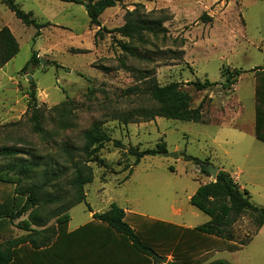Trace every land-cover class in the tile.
Instances as JSON below:
<instances>
[{"label": "rangeland", "instance_id": "374dc122", "mask_svg": "<svg viewBox=\"0 0 264 264\" xmlns=\"http://www.w3.org/2000/svg\"><path fill=\"white\" fill-rule=\"evenodd\" d=\"M15 1L24 11L35 10L38 14L48 9L56 15V22L67 27L48 25L37 36L36 27L23 24L0 0V27L8 26L20 45L19 53L0 71V148L19 149L23 152L21 157L39 164L36 175L24 179L23 186L41 187L42 200L61 199L43 207L44 215L58 213L71 201L72 159L80 158L85 143L83 134L95 123H101L111 139L120 140L126 148L106 143L98 158L107 167L89 163L94 180L84 187L86 202L70 210V231L91 222L94 213L107 211L113 203L126 210V221L136 231H143L156 221L183 228L209 222L210 216L194 207L190 199L201 183L212 177L202 173L195 162L185 160V155L223 168L234 177L238 175L239 185L250 193L252 202L264 207V143L256 138L254 130L253 72L264 66V0L230 3L225 17L234 22L235 31L220 21L210 28L213 20L206 24L199 20L203 13L212 11L225 19L220 14L225 8L220 10L217 4L193 5L195 10L189 17L181 15L175 19L169 8L148 10L142 1L124 0V12L115 21L109 15V26L125 22L126 11L135 10L139 4L143 7L138 11L153 12L154 19L171 16L163 23L165 31L158 36L148 34L146 44L131 41L132 54L122 48L129 39L117 33L102 32L94 39L86 10L76 4L60 0ZM114 9L106 10L103 19L107 11ZM33 53L40 63L31 64L26 74L21 73ZM223 69L242 72L234 76L235 91L232 86L225 88ZM146 77L154 78L160 86L178 83L191 96L192 108L202 103L204 123L157 117L150 122L136 118L133 123L123 124V114L154 104L149 95L130 91L143 88ZM205 80L217 85L198 91L194 83ZM31 90L36 91L41 109V133L34 130L32 111L28 110ZM68 98L72 103L64 106ZM238 99L243 112L234 115L237 107L232 101ZM163 142L167 152L179 154L178 159L158 154L135 165V157L128 153L130 147L153 149ZM7 163L0 158V167ZM43 171L54 176L47 186H43ZM50 223L56 224V219ZM256 227L251 215H244L234 225L236 245L218 240L212 252L195 253V260L264 264V227L254 235ZM163 230L159 240L169 246H197L202 242L183 230ZM24 234L21 230L14 232V236ZM252 237L248 244L240 245ZM231 246L233 249L226 250ZM156 253L168 256L169 261L174 259L172 252Z\"/></svg>", "mask_w": 264, "mask_h": 264}, {"label": "trees", "instance_id": "16d2710c", "mask_svg": "<svg viewBox=\"0 0 264 264\" xmlns=\"http://www.w3.org/2000/svg\"><path fill=\"white\" fill-rule=\"evenodd\" d=\"M62 2L86 5L90 18V25L100 27V16L108 8L122 3L124 0H60ZM3 4L12 11L15 16L27 26L40 30L49 23L40 24L31 12L23 11L14 0H2ZM139 4L133 11H126L124 25L114 28H100L95 38L102 32L117 33L121 37L129 39V43L122 44L125 52L132 54L130 42L141 44L148 42L147 35L158 36L163 33V23L170 20V15L160 19L153 18V12L141 14ZM164 11H160L163 13ZM199 20L206 24L212 18L203 13ZM20 51V45L8 26L0 29V71ZM40 59L33 53L30 61L22 69L26 74L31 64L37 65ZM56 66H60L55 62ZM255 75V136L264 143V66L253 69ZM240 70L223 69V77L226 79L225 88H229L237 82L235 75H240ZM144 87L130 89L133 93L143 92L149 95L154 104L150 107H142L120 116L123 124L133 123L136 118L147 122L155 118H166L184 122L204 123L202 103L191 107V96L181 89L178 83L160 86L154 78L146 77ZM217 85L216 82L205 80L203 83H194L198 91L209 89ZM34 86V85H33ZM91 91V90H89ZM30 102L28 110L32 111L34 130L42 132L40 123L41 109L37 104L36 91L29 93ZM72 101L67 99L63 103L69 106ZM84 146L80 149V158L72 159L73 177L70 185L74 190L71 201L61 211L51 215L43 214V207L56 204L61 199L52 197L40 198L41 187L31 185L24 187V179H30L36 175L38 163L28 161L23 152L14 148H0V158L8 160L4 167H0V264H162L154 257L156 252H172L174 259L168 264H203L195 260V253L210 250L219 240L234 241L233 226L244 215H251L256 223L255 233L264 225V207L255 205L251 195L246 189L234 180L232 175L221 170L217 178L208 183L201 184L196 193L191 197L190 203L198 210L210 216V221L194 229L177 227L173 224L156 221L143 231H136L127 221L123 208L113 203L110 208L102 213H94L93 220L80 228L69 232L68 224L71 221L70 210L83 202H86L87 194L84 187L94 180L91 162H98L107 167L105 162L98 158L100 150L106 143L113 142L115 147L126 148L120 140H113L102 129L101 123H95L91 129L83 134ZM166 145L163 142L153 149L139 150L130 147L128 153L135 157V165L149 156H156L159 152H165ZM185 160L193 161L200 166L201 172L210 176L201 161L192 156H184ZM174 172L173 168H170ZM43 186L49 184L54 176L48 171H43ZM49 177V178H48ZM126 177L125 180L129 179ZM26 216L17 225L16 220ZM55 218L56 224L51 225ZM15 228L25 231L27 234L15 237ZM165 229L183 230L192 234L194 238L202 240L200 245L169 246L159 240L165 233ZM240 243L241 246L248 244ZM214 241V243H210ZM159 248L160 250H157ZM165 257V255H162ZM207 264H231L218 260Z\"/></svg>", "mask_w": 264, "mask_h": 264}, {"label": "crops", "instance_id": "0c3cea01", "mask_svg": "<svg viewBox=\"0 0 264 264\" xmlns=\"http://www.w3.org/2000/svg\"><path fill=\"white\" fill-rule=\"evenodd\" d=\"M15 1V0H14ZM141 2L143 3V5H145L146 9H151V10H154L155 8H158V9H166V8H169L173 14H175V19H177L179 16L181 15H184L185 18L189 17L193 11L195 10L194 6H205L207 4H211V5H215L217 4V6H221V9L222 10L223 8H225V10H222L223 12H221L220 14H222L223 17H225V13L228 12V6L230 5V3L233 1V0H130V2ZM16 2V1H15ZM68 3V2H66ZM18 4V3H17ZM70 4H76V3H70ZM19 5V4H18ZM77 6H80L82 9L86 10V5H80V4H76ZM194 5V6H193ZM20 6V5H19ZM130 7H132V5H130ZM21 8V7H20ZM112 8H115L113 11H107L109 12L108 15L105 16V18L103 19V16L105 15L106 13V10L105 12L100 16V22H101V26L100 27H96V26H92L90 25V18L88 16V13H87V10H86V14L89 18V32L91 34V36L94 37L95 39V34L96 32L100 29V28H107L109 30L111 29H114V28H117V27H120L122 26L123 24L122 23H125V22H122L120 25H118L117 27L116 26H109V21L111 20L109 15H112L111 18H112V21H115L117 19L118 16L122 15V13L124 12V10H122V6H121V3L118 4L117 6L115 7H112ZM129 8V7H127ZM22 9V8H21ZM108 9H111V8H108ZM107 9V10H108ZM23 10V9H22ZM24 11V10H23ZM25 12H31L33 14V17L36 19V21L40 24H45V23H49L50 27H54V28H64L66 29L67 27L64 26L63 23L61 22H56L55 19H56V15L53 14L50 10L48 9H44L42 10L40 13L35 11V10H26ZM207 15H209L211 18H212V24L209 25L208 27H212L216 22L220 21L222 23H224L225 27H229L231 28L233 31H235V27H234V22H230L229 20H227V18L225 17V19H222L221 18V15L219 16V14H217L216 12H210V13H207ZM46 21V22H43L41 23L40 21ZM4 27L6 25L2 24L1 27ZM0 27V29H1ZM12 31V30H11ZM72 31V30H71ZM13 32V31H12ZM41 33V32H40ZM14 34V33H13ZM15 36V35H14ZM17 39V38H16ZM233 71V70H232ZM237 83V82H236ZM236 83L234 85H232V87H234V91H235V87H236ZM255 91V90H254ZM242 102L238 99V101H232V105H236L237 107V112H234V115L235 113L241 115L243 110H242ZM254 111H255V92H254ZM255 113V112H254ZM225 126V125H224ZM254 130H255V123H254ZM220 171L221 170H224L226 171L225 169L223 168H219ZM228 172V171H227ZM231 174V173H230ZM232 175V174H231ZM232 177L234 178V180L238 183V175H235V177L232 175ZM212 180H214L212 178ZM210 180V181H212ZM208 181V182H210ZM208 182H205V183H208ZM205 183H201V184H205ZM239 184V183H238ZM241 186V185H240ZM242 189H244L242 186H241ZM125 210V209H124ZM126 212V210H125ZM23 219L26 218V216L22 217ZM18 219L16 220L14 223L17 225L19 222H21L23 219ZM93 218V216H92ZM126 218H127V213H126ZM20 220V221H19ZM264 227V225L254 234L256 235L257 233H259L262 228ZM135 229V228H134ZM188 229H194V228H188ZM15 230H21L19 228H16ZM233 230H234V226H233ZM23 231V230H21ZM69 232H72L68 229ZM25 234H27L25 231H23ZM24 234V235H25ZM253 235V236H254ZM22 236V235H21ZM15 237H19V236H15ZM253 239V237H252ZM3 239L0 238V242H2ZM221 242H226V243H232L233 245H236L235 241H228V240H221ZM233 249V247H228L226 250H231ZM212 249L211 248L210 250H203V251H206L205 254H208L210 252H212ZM214 250V249H213ZM223 250V249H222ZM203 251H200V253H202ZM218 251V250H217ZM205 254H201V256H204ZM200 256V255H199ZM169 259L168 256H165ZM173 261V260H171ZM169 261V262H171ZM203 264H207V263H210L208 262V259L207 260H204L202 262ZM163 264V263H162Z\"/></svg>", "mask_w": 264, "mask_h": 264}, {"label": "water", "instance_id": "95a60500", "mask_svg": "<svg viewBox=\"0 0 264 264\" xmlns=\"http://www.w3.org/2000/svg\"><path fill=\"white\" fill-rule=\"evenodd\" d=\"M159 154L165 158H173V159L179 158V154L177 152L170 153V152L165 151V152H159ZM203 165L206 167V169L210 173L211 177L215 180L217 178L218 173L220 172V169L209 164V163H203ZM154 257L157 261H159L163 264H166L169 262V259L167 257H162V256H159L157 254H154Z\"/></svg>", "mask_w": 264, "mask_h": 264}]
</instances>
